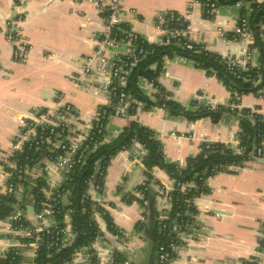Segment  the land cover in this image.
Here are the masks:
<instances>
[{"label":"crops","instance_id":"0c3cea01","mask_svg":"<svg viewBox=\"0 0 264 264\" xmlns=\"http://www.w3.org/2000/svg\"><path fill=\"white\" fill-rule=\"evenodd\" d=\"M95 1L0 0V152L9 148L23 121L34 118L38 110L55 108L59 98L74 108L71 126L77 132L84 130L102 108L111 104L106 83L110 65L129 48L124 45L117 51L108 50L106 62L95 59L91 71L83 72L84 63L93 57L97 36L105 26V12ZM189 2L123 0L122 24L148 42L160 44L162 33L156 28L157 15L166 11L188 15ZM19 13L23 14L19 29L30 46L27 60L21 63L13 60V47L5 33L8 23ZM189 22L192 40L223 57L240 53L245 46L219 33V24L227 35L236 28L239 18L234 5L220 7L218 17L211 19L204 16L202 6L195 5ZM260 62V53L255 51L252 63L259 66ZM158 82L184 106H190L199 95L216 106L228 104L230 94L225 85L184 58L167 59ZM140 88L151 98L156 93L154 85L147 80L140 82ZM242 109H258L264 116V101L253 94L246 95L241 100ZM132 121L154 130L163 143L167 160L182 166L200 153L204 142L235 146L240 133L235 114H225L218 123L210 118L190 122L183 117H172L160 108L146 111L139 104L134 115L127 109L111 116L105 143L114 141ZM145 155V149L138 143L120 152L107 168L103 192H90L93 200L106 207L115 225L123 230L124 239L104 230L106 224L101 219L102 236L96 239L93 248L76 253L68 264H89L92 249L105 264L112 263L117 251L142 259L148 239L138 234L136 228L146 213L138 201L129 202V199L139 198L136 189L146 181L142 162ZM259 161L247 162L243 168L220 173L207 181L210 192L195 200L194 223L179 234L171 264H247L261 257L264 253V164ZM43 164L48 165L46 159ZM152 174L156 184L151 185V191L156 195L154 206L160 216L171 211L174 180L158 168ZM133 177L136 182L128 190ZM36 184L32 180L25 195L30 222L34 221L32 193ZM158 185L164 187L165 196L158 194ZM4 186L5 180L0 177L1 193ZM20 243L24 244L19 241V235L8 231L0 222V258L2 252L18 245L25 257L24 264L30 263L28 260L34 258Z\"/></svg>","mask_w":264,"mask_h":264},{"label":"built area","instance_id":"2783aa9c","mask_svg":"<svg viewBox=\"0 0 264 264\" xmlns=\"http://www.w3.org/2000/svg\"><path fill=\"white\" fill-rule=\"evenodd\" d=\"M95 2L105 12V26L97 36V49L93 57L84 63L83 72L89 73L91 71V64L95 59L106 62L105 53L108 50L117 51L121 46H128V52L124 55L117 56L115 61L110 65V72L106 78V83L111 93V104L108 108L112 107L117 113L124 112L134 103L131 96L125 92V88L132 68L136 65L144 51L143 49H138L140 36L131 30L123 31L122 36L119 33V27L122 24L123 0H96ZM263 2L264 0H242L237 2L234 7L238 11L239 22L230 34H225L222 24H219V33L221 36L226 35L230 41L237 43L243 42L245 44L240 53H232L227 57L222 56L226 61L228 70L237 77H239L237 75L239 72H248L256 67L252 63V59L255 51H258V49L253 48L255 45V36L250 27L249 15L253 3ZM195 5L202 6L206 18L218 17L220 7L215 0H190L189 14ZM189 14L181 15L173 11H166L157 15L156 28L162 33L160 44L169 45L174 40L180 42L181 39H186L188 41L186 47L193 49L194 41L191 37L192 27L189 22ZM22 20L23 14L19 13L16 19L8 23L7 29L5 30L7 41L13 47V60L20 63L27 60L30 51V46L22 37L19 29V24ZM262 37L264 38V24L262 25ZM227 90L230 94L228 100V104L230 102L229 108L231 110L236 108L240 110L241 100L244 96L228 88ZM114 98L117 99L116 102ZM258 98L261 100L264 99L263 92L259 94ZM195 99L210 110H216L219 107L213 103L205 102L202 100L201 95ZM74 116V108L69 104L63 103L62 98H59L55 108L38 110L34 118L23 121L10 142L9 148L0 152V177L5 180L4 193L0 191V209L2 197H8L14 200L12 203V212L5 220L0 219V222L5 224V228L8 231L19 235L20 242L22 240H29V242H23L24 244L20 243V245L30 250L32 258L37 257L39 243L44 238L53 237L54 243L50 246H55L56 248H64L72 244L76 237L71 219L72 211H68L65 214L64 221L59 222L56 219L60 210L61 201L65 204L67 199L66 202L68 204L69 193L62 197L64 192L61 190L62 183L71 180L75 168L84 166L89 156L96 151L100 144L105 142L107 128L111 118V115H107L106 110H100L85 125L84 130L81 132H77L71 126V120ZM232 147L237 155L244 154V149L240 146L239 137L237 145ZM41 152H45V154H41ZM39 153L41 156L38 158L35 157ZM44 159L47 160L49 166L43 164ZM257 160H264V141L248 158V162ZM219 168L228 171L240 169L239 167L231 165L220 166ZM220 173L226 172H216V174L206 178V186L209 179ZM96 174L100 180L98 181L93 178L89 182L87 196L106 210V207L100 202L93 200L90 193L91 190L101 193L104 189L106 174L101 170L99 165L96 168ZM32 180H35L37 184L32 193L34 221L30 222L26 215L25 195L28 185ZM101 180L103 182L102 185L100 183ZM194 186L195 183L193 182L181 184L174 181L173 190L178 187L185 193ZM157 188L159 195H166L163 186L158 185ZM136 195L140 199L144 198L141 192H136ZM186 214L192 217L191 214ZM94 218L101 228L99 220L102 218L98 212H95ZM159 218L164 221L167 219V216L162 214ZM48 222L51 224H48ZM145 222L146 215L144 214L141 223ZM62 223L65 225L64 228H61ZM184 223V219H181V222L174 226L173 231L177 234L176 238H172L158 247L155 264H171L175 251L178 248V236L184 232ZM166 229L167 225L163 223L161 230L165 231ZM142 236L144 235L142 234ZM94 244L95 242L91 248H93ZM17 248L19 246L15 245L9 250L2 252L1 256L5 257L10 250H16ZM15 253L16 255L18 254L17 252ZM94 255L98 258L100 264H105L95 251ZM89 257H91V253ZM124 264L132 263L126 261ZM247 264H264V253L261 254L259 259L252 260Z\"/></svg>","mask_w":264,"mask_h":264},{"label":"trees","instance_id":"16d2710c","mask_svg":"<svg viewBox=\"0 0 264 264\" xmlns=\"http://www.w3.org/2000/svg\"><path fill=\"white\" fill-rule=\"evenodd\" d=\"M215 1L219 7H223L235 5L242 0ZM251 9L249 22L255 36L253 48L258 49L260 53L261 62L259 66L252 68L248 72L241 71L237 74L239 75L237 77L228 70L225 59L221 55L208 50L203 43L193 42V49H188L186 47L188 42L186 39H181L180 42L174 40L171 44L165 45L149 43L144 38L139 37L138 49H143L144 52L132 68L125 88V92L134 100V103L128 108L130 115L135 114L139 104L144 106L146 111L160 108L172 117H183L190 122L210 118L213 123H218L225 114L237 115L240 127V146L244 149V154L237 155L231 145L205 142L201 145L200 153L189 158L186 165L182 166L167 160L163 143L154 130L137 121L130 122L114 141L100 144L96 151L89 156L84 166L75 168L71 180L62 183L61 190L64 191L62 197L69 193L68 204L65 205L61 201L56 219L62 222L64 221L65 214L68 211H72L71 219L76 233L72 244L64 248H56L55 246H50L54 243L53 237L44 238L39 243L37 257L28 264H68L74 260L76 253L85 248H91L96 239L103 234L97 220L94 218L95 212H98L105 222L107 232L124 239L123 230H120L115 225L112 217L106 210L87 196V191L89 182L93 178L98 181L100 180L96 174L97 166L99 165L101 170L106 174L107 168L113 158L120 152L129 150L135 143L142 145L146 152L142 160L146 169V181L136 189L137 192H141L144 195V198L131 197L129 202L138 201L145 210L146 222L139 223L136 232L142 233L144 236L149 237V240L153 241L154 254H157L158 247L162 243L177 237L176 232L173 230L174 226L181 222V219L185 221L184 231H187L194 223V216L197 213L194 200L210 192L205 184L206 178L216 174V172H231L220 169V166L244 167L246 162H248L249 156L264 141V116L258 112V109L238 110L236 108L231 110L229 102L226 106H219L216 110H210L196 99L191 102L190 106H184L172 98V95L159 84L158 78L163 71L167 59L180 57L190 61L195 68L205 70L209 76H215L231 91H236L243 96L253 94L258 97L261 92L264 95V38L262 37L264 2L253 3ZM128 30L130 29L124 24H121L119 27L120 35L123 34V31ZM142 80L150 81L154 85L156 93L152 98L146 96L140 88ZM114 100L115 102L117 101L116 98ZM104 110H106L107 115L112 116L117 114L112 107L101 109V111ZM41 154H45V152H41ZM41 154L39 153L35 157L38 158ZM155 168L163 170L177 183H195V186L190 188L188 192L183 193L180 188L176 187L170 193L172 208L169 213L165 214L167 219L164 221L159 218V213L154 206L156 195L151 191V185L156 184L152 174ZM214 170L215 172H213ZM100 183L101 185L103 184L102 180ZM13 201L12 198H1L0 219L5 220L12 212ZM186 213L191 214L192 217H189L190 215L187 216ZM163 223L167 225L165 231L161 230ZM64 226V223H62L61 228H64ZM22 242L27 243L29 240H22ZM15 252L18 254L16 255ZM156 257H153L152 264L156 263ZM126 261L127 259L123 254L117 251L111 264H124ZM24 263L25 257L22 256L19 248L10 250L5 257L0 258V264ZM89 264H100L98 258L94 255V250H91Z\"/></svg>","mask_w":264,"mask_h":264},{"label":"water","instance_id":"95a60500","mask_svg":"<svg viewBox=\"0 0 264 264\" xmlns=\"http://www.w3.org/2000/svg\"><path fill=\"white\" fill-rule=\"evenodd\" d=\"M260 163L264 164V160H260ZM46 179V178H45ZM136 182V177H133L131 181L129 182V189H132L134 184ZM67 201V199H66ZM65 201V204L67 202ZM106 230V227L104 228ZM149 237H147L148 239ZM153 253H154V243L152 240L148 239V242L146 244V247L144 249L143 257L142 259H134L133 257L129 256L127 253L123 252V256L127 259L132 264H151L152 258H153ZM33 260H28V262H32Z\"/></svg>","mask_w":264,"mask_h":264}]
</instances>
